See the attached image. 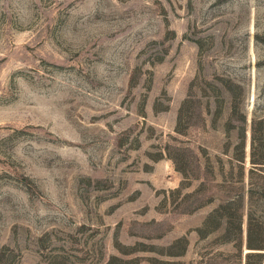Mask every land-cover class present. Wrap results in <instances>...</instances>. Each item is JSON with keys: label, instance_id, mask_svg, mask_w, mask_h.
I'll return each instance as SVG.
<instances>
[{"label": "rangeland", "instance_id": "1", "mask_svg": "<svg viewBox=\"0 0 264 264\" xmlns=\"http://www.w3.org/2000/svg\"><path fill=\"white\" fill-rule=\"evenodd\" d=\"M263 119L264 0H0V264H248Z\"/></svg>", "mask_w": 264, "mask_h": 264}, {"label": "trees", "instance_id": "2", "mask_svg": "<svg viewBox=\"0 0 264 264\" xmlns=\"http://www.w3.org/2000/svg\"><path fill=\"white\" fill-rule=\"evenodd\" d=\"M261 132L264 133V119L254 123L252 127L251 164L253 167L251 174H256L260 172L261 169H264V153L262 152V146H264V144H261V139L260 144H257L256 141L257 136L258 139L261 137ZM258 190H261V193H258V197L260 196L264 198V188H259ZM253 192L252 189V191H250V193H252V198L254 196ZM256 208L257 207L253 205L248 215L246 242L247 250H250V252L247 253L248 264H250L252 260L255 261V264H262V258L264 255V253L261 252L264 251V243H258L255 239V236H257L258 233L264 236V213ZM259 213H262V216H259Z\"/></svg>", "mask_w": 264, "mask_h": 264}]
</instances>
